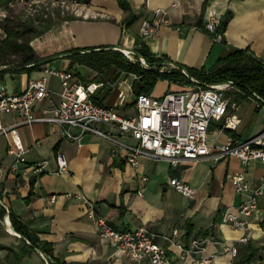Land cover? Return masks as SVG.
<instances>
[{"label": "crops", "instance_id": "0c3cea01", "mask_svg": "<svg viewBox=\"0 0 264 264\" xmlns=\"http://www.w3.org/2000/svg\"><path fill=\"white\" fill-rule=\"evenodd\" d=\"M27 0H0V39L6 32V17L16 20L13 12L25 5ZM60 1V0H42ZM73 1V0H66ZM82 3L80 13L41 16L33 20L32 27L39 33L25 32L38 56V63L21 64L18 60L0 65V83L8 93L22 91L32 77L43 75L44 68H73L84 80H106L97 91L101 103L116 106L121 113L135 114V91L133 83L126 80L120 84L110 79L107 72H97L79 62L70 67L69 53L76 48H101L105 46L134 49L137 39L142 38L150 50L164 57L163 66L174 63L184 67L210 68L220 58L235 50L249 47L264 60V0H127L136 15L128 23L129 11L119 0H78ZM13 2L11 6L9 3ZM14 7V8H13ZM167 9V22H161L151 35L142 37L144 19H159L156 9ZM211 9H217L225 27L216 39L204 23ZM26 22L24 25L30 24ZM15 54V52L13 53ZM34 68H30L32 65ZM54 65V66H53ZM108 79V80H107ZM52 89L51 98L37 105L58 102L62 85L60 77L48 74ZM172 80L159 79L152 94L161 95L167 89L178 88ZM124 97V98H122ZM97 99V100H98ZM246 114H239L241 122L237 129L224 128L221 121H213L209 136L215 145L221 144L229 135L248 139L264 129V106L257 111L255 100ZM253 110V111H252ZM262 113L253 122V113ZM20 121L17 112H1L0 122L11 126ZM249 124L253 125L248 132ZM255 125V126H254ZM109 130V125H103ZM24 143L29 147L26 162L18 169L12 167L15 155L8 152L10 134H0V204L7 213L0 217V264H121L126 256L117 255L109 237L101 236L94 220L86 213L85 204L67 193L81 192L94 201L99 215L105 217L115 228L136 229L144 226L155 233V240L168 247L174 264H191V259L215 254L212 264H264L257 257L249 263H239L249 242L264 246V194L259 197V208L249 218V228H233L221 218L226 210L238 211L242 200L231 181L232 175L244 171L254 183L264 176V163L252 160L243 163L236 156L215 158L210 156L189 160L174 166L168 159L152 158L146 153L138 157V164L128 161L126 145H137L130 133L115 129V140L95 133H84L80 140L66 137L55 123L36 121L17 127ZM74 133L77 128L72 129ZM67 160L64 171L58 170L57 155ZM46 161L42 171L35 172L34 165ZM148 177L142 181V176ZM183 179L196 188L193 196H187L170 184V179ZM143 190V194L138 193ZM58 194L56 201L49 196ZM1 209V207H0ZM12 209L29 229L37 233L40 241L51 244L50 251L34 246L22 233L10 229L8 219ZM193 231L187 233V224ZM179 229L176 241L182 248L169 244L163 238ZM15 229V228H14ZM249 235V242L240 237ZM203 241L200 251L187 253L192 240ZM224 244H236L233 254ZM184 248V249H183Z\"/></svg>", "mask_w": 264, "mask_h": 264}, {"label": "built area", "instance_id": "2783aa9c", "mask_svg": "<svg viewBox=\"0 0 264 264\" xmlns=\"http://www.w3.org/2000/svg\"><path fill=\"white\" fill-rule=\"evenodd\" d=\"M9 4L12 6L13 2ZM25 5L34 11H39L43 6L48 10L50 6H58L62 11L71 10L80 13L82 3L78 0H27ZM155 12L159 19L143 20L140 30L142 37L153 34L161 22H167V9L158 8ZM220 23L219 11L211 9L204 26L214 33L216 39L221 37L218 31ZM115 49L123 52L121 47ZM130 53L135 57L133 50ZM172 67H180L192 83L182 85L174 81L181 86L167 89L161 95L145 92L135 94V114L121 113L114 105L97 102L95 99L97 91L105 86L106 81L102 79L84 81L73 68L55 69L46 66L45 73L30 78L27 86L20 92L8 93L4 87H1L0 111L17 112L20 116V121L11 126H4L0 122V134L11 136L8 152L15 155L12 167L18 169L25 163L26 153L29 150L16 127L19 124H31L36 121L57 124L61 133L73 140H80L84 133H95L115 140L113 134L115 129L122 133H130L138 141L137 145H126L130 151L128 161L132 165L138 164L141 153H146L152 158L168 159L176 166L185 161L210 156L214 149L215 158L229 155L238 157L245 164L252 160L264 163V129L248 139L229 135L221 144L215 145L211 142L209 132L213 121L224 119L223 127L229 129H237L241 122L237 112L240 102L232 98L234 81L227 79L214 83L200 82L190 75L185 67L171 62L168 66H162L161 70ZM48 74H56L60 77L62 85L60 99L48 105L42 104L37 110V105L51 98L52 95ZM125 81L126 79L121 80L120 84ZM105 124L109 125V130L103 127ZM74 127L78 129L76 133L72 130ZM57 162L59 171L67 169V160L61 154L57 155ZM45 164L46 161L34 165L33 170L42 171ZM147 180L148 177L143 175L142 181ZM231 181L235 190L241 194L242 200L237 212L226 210L221 220L233 228L246 230L250 225L249 218L259 208V197L264 194V176L254 183L244 171H239L232 175ZM170 184L187 196H193L196 192L195 187L177 177H172ZM138 193L142 195L143 190H139ZM67 195L75 196L85 204L86 213L94 220L98 233L112 240L117 255L126 256V260L121 264H174L168 254V247L155 240V233L144 226L128 230L115 228L105 217L97 213L94 201L85 194L76 192ZM58 197V194H52L49 200L54 202ZM178 233L179 229L174 228L171 234H165L163 238L167 243H176L182 248V245L176 241ZM248 240V234L240 237L241 242ZM224 246L233 254H237L236 244H224ZM203 248V241L194 239L188 249H183L190 253ZM215 256L213 254L208 257H194L191 259V264H212Z\"/></svg>", "mask_w": 264, "mask_h": 264}, {"label": "trees", "instance_id": "16d2710c", "mask_svg": "<svg viewBox=\"0 0 264 264\" xmlns=\"http://www.w3.org/2000/svg\"><path fill=\"white\" fill-rule=\"evenodd\" d=\"M121 6L129 11L127 16L128 23L133 22L136 15L131 11L127 0H119ZM30 24H17L15 19L6 17L3 23L6 35L0 39V65L8 63V54L11 51H21V64L31 62L38 63V56L30 40L24 35L25 32L39 33L35 27ZM225 27L224 19L221 20L218 31L223 32ZM136 60L129 59L120 50L113 46H105L98 49L76 48L71 50L70 67L75 62L84 64L97 72V75L107 72L111 80L118 78L117 73L134 74L137 78L133 81L134 87H137V93H152L159 79H167L178 83L191 84L192 80L187 77L182 70L177 67L161 70L164 57L155 55L142 38L137 39V46L134 48ZM141 58L144 61L141 63ZM35 64L30 66L34 68ZM181 67H184L180 65ZM189 74L197 78L200 82L214 83L227 79L234 81V86L238 90V95L243 98L248 97L257 102L256 110L259 111L264 106V60L257 56L249 47L235 50L228 55L220 58L210 68L185 67ZM96 80L103 78L95 77ZM108 80V79H107ZM97 100L98 98L95 97ZM97 102H100L98 99ZM101 103V102H100ZM223 126V123H222ZM0 217L3 218L7 213L6 208L0 204ZM12 225L16 231L22 233L31 241L34 246L40 247L43 251H50L52 246L46 241H40L36 232L31 231L26 222H24L12 209L9 211ZM264 225V222H263ZM187 233L193 231V225L187 224ZM249 242V240H248ZM264 246H254L249 242L241 255L239 263H249L257 257L262 258L261 250ZM64 264L63 262H61ZM50 264H57L50 262ZM59 264V263H58Z\"/></svg>", "mask_w": 264, "mask_h": 264}, {"label": "rangeland", "instance_id": "374dc122", "mask_svg": "<svg viewBox=\"0 0 264 264\" xmlns=\"http://www.w3.org/2000/svg\"><path fill=\"white\" fill-rule=\"evenodd\" d=\"M28 7H29L28 5H23V6H21L19 8L18 11L13 12V14L16 15V23L17 24L19 23V24H23L24 25L26 22L36 20V19H38L41 16L48 17L49 14L52 15V16L53 15H57V12L59 11L58 10V6H50L49 10L44 8V6H43V8L40 9L39 11H34V10H31V9H28ZM71 12H72L71 10H66L65 12H62L61 14L65 15V14L71 13ZM14 52H15V54H13ZM14 52L11 53V55L9 56L10 61L18 60L21 57V55H20L21 51L17 50V51H14ZM122 53L126 57H128L129 59L136 60V57L130 56V57H133V58H130L128 54H126L124 52H122ZM141 63L143 65H146L142 61H141ZM117 75H118V78L115 80V84L116 85L118 84L119 81L124 80V79H126L129 82L133 83V81L137 78V76L134 75V74H126L124 72H121L120 74L117 73ZM186 84L187 83H182V85H186ZM231 91H232V98L240 102V107H239V109L237 111L238 114H246L247 112H249L250 109L252 108L253 104H254V101L252 99L248 98V97L243 98L242 96L238 95V90L236 88L232 89ZM252 113H253L252 119H253V122H254V121H256V119L261 118V115H263L262 113H264V112H262V113L252 112ZM253 128H254L253 125L249 124V126L247 128L248 132L251 133Z\"/></svg>", "mask_w": 264, "mask_h": 264}, {"label": "bare ground", "instance_id": "6f19581e", "mask_svg": "<svg viewBox=\"0 0 264 264\" xmlns=\"http://www.w3.org/2000/svg\"><path fill=\"white\" fill-rule=\"evenodd\" d=\"M122 50H123V52H125V53H127L128 55H130V56H132V54L130 53L131 52V49H124V48H122ZM134 57V56H133ZM142 60V59H141ZM142 62H144L143 60H142ZM8 223H10V220L8 219ZM10 229H12L11 227H9Z\"/></svg>", "mask_w": 264, "mask_h": 264}, {"label": "water", "instance_id": "95a60500", "mask_svg": "<svg viewBox=\"0 0 264 264\" xmlns=\"http://www.w3.org/2000/svg\"><path fill=\"white\" fill-rule=\"evenodd\" d=\"M131 50H133V51H134V49H131ZM0 90H1V83H0ZM9 220H10V219H9ZM9 224H10V227L13 229V231L17 232V231L14 229V227H13L12 223L10 222Z\"/></svg>", "mask_w": 264, "mask_h": 264}]
</instances>
